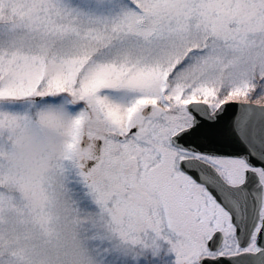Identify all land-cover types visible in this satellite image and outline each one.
<instances>
[{"label": "snow or ice", "instance_id": "snow-or-ice-1", "mask_svg": "<svg viewBox=\"0 0 264 264\" xmlns=\"http://www.w3.org/2000/svg\"><path fill=\"white\" fill-rule=\"evenodd\" d=\"M0 264H264V0H0Z\"/></svg>", "mask_w": 264, "mask_h": 264}]
</instances>
